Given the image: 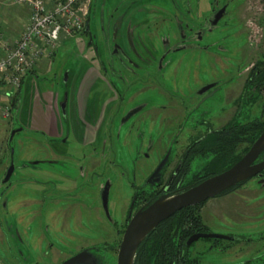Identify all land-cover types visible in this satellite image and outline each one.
Returning <instances> with one entry per match:
<instances>
[{
    "label": "flooded vegetation",
    "instance_id": "flooded-vegetation-1",
    "mask_svg": "<svg viewBox=\"0 0 264 264\" xmlns=\"http://www.w3.org/2000/svg\"><path fill=\"white\" fill-rule=\"evenodd\" d=\"M180 1L118 0L115 11L125 4L141 5L142 13H146V19H149L152 11H155L154 6H167L168 2L170 6L173 3L181 6ZM185 2L183 0V4ZM209 5V22L214 26L226 14L228 4L214 9V2L210 0ZM194 37L199 35L194 33ZM110 46L108 55L114 60L109 67L112 78L104 77V71L108 68L101 64L97 69L101 75L93 81L94 89L90 94H81V88L84 89L86 82L90 81L86 72L91 68L90 63L83 62L86 69L77 77L79 82L73 88L74 94L70 88L69 93L66 92L58 102L61 124L50 128V134L34 130L46 136L48 146L45 159H35L33 163L22 161L19 164L10 159L1 180L3 188L0 192V227L4 221L7 226L4 233L8 239L10 233L16 240L23 241L19 230L25 227L33 233L36 242L47 243L52 247L68 237V233H65L69 229L78 232L86 222L92 223L103 218L108 224H115L116 215L111 201L113 191L117 192V196L118 193L122 196V201L127 198L122 203L126 206L122 221L124 233L133 215L158 196L196 185L229 169L242 158L264 130L260 105L264 94V73L260 74L261 70L254 72L253 67H250L238 84L237 79L232 81L213 77L214 68L210 66L201 78L195 70H191L190 75L197 76L193 78L195 84H201L190 95L178 97L169 90L167 93L163 86V91L153 96L157 100L155 102L151 96L140 94L143 92L131 93L140 83H131L126 78V74L137 73L134 63L128 61V47L120 43ZM190 79L189 84L192 85ZM88 84L91 85V81ZM150 123L156 124V129L150 130ZM21 126L25 127L22 123ZM21 126L17 132L24 129ZM186 130L189 131V138L179 140ZM168 133L170 135L167 137ZM154 145H158L157 160L151 169L142 171L143 175L139 174L140 164H149V151ZM263 160L264 151L254 163ZM11 163L13 172L4 181ZM28 166L33 171L43 173L32 174L25 170ZM17 168L21 172L11 179ZM252 180L264 184V168L196 205L228 195ZM27 181L31 183L23 184V189L27 190L25 195L28 196H3L13 185ZM15 201L16 204L30 202L31 205L12 207ZM188 230L177 232L173 237L175 240H170V251L162 252L163 261L167 260V264H171L170 261L172 264H183L189 257V247L199 239H219L199 238L187 244L192 234L211 232L206 227H194L186 235ZM223 240L239 241L236 237ZM83 250L88 251L95 264H105L106 258L97 244L79 249L58 264ZM248 260L240 264H246Z\"/></svg>",
    "mask_w": 264,
    "mask_h": 264
},
{
    "label": "rangeland",
    "instance_id": "rangeland-1",
    "mask_svg": "<svg viewBox=\"0 0 264 264\" xmlns=\"http://www.w3.org/2000/svg\"><path fill=\"white\" fill-rule=\"evenodd\" d=\"M117 1L86 0L85 8L88 12L83 33L63 38L54 57L30 73L38 74L35 79L41 89H50L61 96L66 92L68 94L70 88L75 87L72 85L73 78L77 79L83 71L82 63L87 62L91 68L86 74L92 84L86 82L84 92L90 94L95 86L93 81L101 75L97 70L101 64L108 68L107 71L101 70L104 71V77L112 78L109 67L114 60L108 52L110 45L116 43L128 47V61L136 66L137 73L126 74L129 82L140 83L131 93L143 92L140 94L151 96V99L163 91V86L167 93L169 90L178 97L190 95L201 84L197 81L195 84L193 78L197 76H191V70H195L201 78L210 66L214 68L213 77L232 81L237 79V84L250 67H253L254 72L261 70L260 74L264 73V0H212L214 9L224 3L228 4L226 14L214 26L209 22L210 0H185L184 4L183 0H179L181 6L178 3L170 6V2L169 6L156 5L149 19H146V13H142L141 5L125 4L115 11ZM194 33L199 37H194ZM23 86L10 93L9 89L0 85V192L3 188L1 180L10 159L15 164L22 161L33 163L35 159H45L47 156L45 134L22 127L20 121H17ZM87 99L90 100L89 96ZM260 105L264 126V94ZM6 106L10 109L9 117L3 115ZM155 125L150 123V130L156 129ZM20 126L24 129L10 139L11 131ZM188 134L189 131H184L179 140L188 139ZM157 146H152L149 151V164H140L139 174L145 169H151L157 160ZM25 170L32 174L43 173L33 171L31 166ZM20 172L18 168L15 169L11 179L16 178ZM28 183L31 182H18L3 196H28L25 195L27 190L23 189V184ZM20 191L25 193L21 194ZM112 193L115 224L110 225L103 218L92 223L86 222L78 232L69 229L65 233H68V237L66 235L67 238L58 241L56 246L36 242L33 233L25 227L19 230L23 241L16 240L10 233L8 239L4 233L7 226L3 221L0 227V264H58L79 249L93 244L101 247V253L106 258L105 264H116L124 230L122 221L126 206L122 203L127 198L122 201L119 193L118 196L116 191ZM258 194L261 196H256ZM14 205L29 207L31 203L20 205L15 201L12 207ZM189 211L190 208L178 212L166 223L165 228L169 232L165 237L169 241L174 239L177 232L195 227L186 220ZM192 212L199 217L197 227H206L211 233L230 235L239 241L199 239L189 247V257L183 264H240L248 259L250 261L246 264H264V184L252 180L228 195L194 207ZM159 238L157 230L146 241L139 264H165L161 256L163 241ZM259 257L262 259L258 260Z\"/></svg>",
    "mask_w": 264,
    "mask_h": 264
},
{
    "label": "built area",
    "instance_id": "built-area-1",
    "mask_svg": "<svg viewBox=\"0 0 264 264\" xmlns=\"http://www.w3.org/2000/svg\"><path fill=\"white\" fill-rule=\"evenodd\" d=\"M27 7V18L16 40L0 31V85L10 93L22 87L34 69L54 57L62 39L79 35L84 28L86 0H6ZM3 115L9 117L8 106Z\"/></svg>",
    "mask_w": 264,
    "mask_h": 264
},
{
    "label": "water",
    "instance_id": "water-1",
    "mask_svg": "<svg viewBox=\"0 0 264 264\" xmlns=\"http://www.w3.org/2000/svg\"><path fill=\"white\" fill-rule=\"evenodd\" d=\"M67 75H65L66 81ZM21 128L13 129L10 133L12 139L15 132ZM264 151V130L253 142L249 150L226 171L209 177L202 182L178 189L173 192L158 196L150 204L137 211L130 219L123 233L122 240L117 253V264H135L140 244L150 235L151 232L164 220L171 217L177 211L201 203L212 198L252 177L264 168V160L254 163ZM159 168V167H158ZM13 164L9 166L4 181H7L13 172ZM199 238L234 239L233 236L211 232L192 234L187 244ZM62 264H95L88 251L83 250Z\"/></svg>",
    "mask_w": 264,
    "mask_h": 264
},
{
    "label": "crops",
    "instance_id": "crops-1",
    "mask_svg": "<svg viewBox=\"0 0 264 264\" xmlns=\"http://www.w3.org/2000/svg\"><path fill=\"white\" fill-rule=\"evenodd\" d=\"M27 11L25 6L7 5L6 0H0V31L9 39L16 40L27 18ZM81 67L85 71L83 64ZM37 75L29 74L24 81V86L22 85L16 118L25 127L50 134L52 133L50 128L61 124L58 116V102L62 94L50 89H41L35 79ZM72 82V85H75L79 81L74 77ZM73 91L72 94H74ZM82 92L84 93V89Z\"/></svg>",
    "mask_w": 264,
    "mask_h": 264
},
{
    "label": "trees",
    "instance_id": "trees-1",
    "mask_svg": "<svg viewBox=\"0 0 264 264\" xmlns=\"http://www.w3.org/2000/svg\"><path fill=\"white\" fill-rule=\"evenodd\" d=\"M197 206V205H196ZM190 208V211L189 213L187 212V217H186V220L189 221L191 223L192 226H195L197 227L198 226V222L200 221L199 220V217L197 215H194L193 212H192V209H194V207H189ZM189 208H183L181 211H186V209L188 210ZM180 212V211H179ZM176 215V214H175ZM174 215V216H175ZM170 219H167V220H164L163 222H161L158 227L154 230V233L158 230L159 233H160V238L159 240H162V249L163 251H167L169 250L170 251V241L168 240V238H166L165 236L168 234L169 232V229H166L165 228V225L166 223L169 221ZM163 227V228H162ZM194 227H192L193 229ZM191 231L188 230L186 232V235ZM153 232L150 233V235L142 242V244H140L139 248H138V252H137V256H136V260H135V264H139L140 263V259H141V254H142V250H143V247L145 245V242L154 234ZM165 237V238H164ZM164 263L167 264V260L164 261ZM170 263L172 264L173 262L170 261Z\"/></svg>",
    "mask_w": 264,
    "mask_h": 264
}]
</instances>
